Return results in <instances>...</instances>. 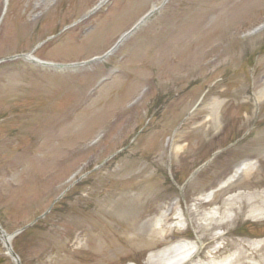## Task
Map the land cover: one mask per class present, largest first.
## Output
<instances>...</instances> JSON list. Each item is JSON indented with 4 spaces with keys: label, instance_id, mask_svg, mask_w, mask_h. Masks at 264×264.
I'll use <instances>...</instances> for the list:
<instances>
[{
    "label": "rangeland",
    "instance_id": "374dc122",
    "mask_svg": "<svg viewBox=\"0 0 264 264\" xmlns=\"http://www.w3.org/2000/svg\"><path fill=\"white\" fill-rule=\"evenodd\" d=\"M102 1L0 0L20 264H156L182 240L199 264H264V0Z\"/></svg>",
    "mask_w": 264,
    "mask_h": 264
},
{
    "label": "bare ground",
    "instance_id": "6f19581e",
    "mask_svg": "<svg viewBox=\"0 0 264 264\" xmlns=\"http://www.w3.org/2000/svg\"><path fill=\"white\" fill-rule=\"evenodd\" d=\"M175 36H176L175 34L170 36L171 37L170 39H173ZM249 165H250L249 163H247V164L242 163L240 166L237 167V171L244 170L245 168H246L245 171H247L249 169L248 168ZM258 210L261 213L262 209H258ZM192 213H190V215ZM169 215H170L169 213L165 212V213L161 214V216H160V221L163 222V226H165V228H168L166 226V223L170 219ZM181 216H183V215H181ZM210 217H211V219L212 218L216 219L214 216H210ZM180 220H183V219H180ZM202 227L204 229H206L205 226L202 225ZM3 241L5 243H8V242L11 243L12 238H9L8 235H3ZM188 244L189 243L185 242L184 240L179 241L174 246H171V247L167 248L166 250L162 251L160 254H157V255L153 256L152 258H150L149 262H153L156 264H199V262L196 261L195 259L200 254V252L202 251V245H200V244L198 245L197 241H194V242L190 243L189 245ZM218 251L219 250H215V251L211 252V254H216V253H218ZM230 263H231V261L226 262L224 264H230Z\"/></svg>",
    "mask_w": 264,
    "mask_h": 264
},
{
    "label": "water",
    "instance_id": "95a60500",
    "mask_svg": "<svg viewBox=\"0 0 264 264\" xmlns=\"http://www.w3.org/2000/svg\"><path fill=\"white\" fill-rule=\"evenodd\" d=\"M5 234V231L4 229L1 227L0 225V236L3 238V235ZM15 234H12V235H9V238H12ZM7 247H8V250L10 252V254L12 255V257L15 259V261L17 262V264H20L19 262V258H18V255L14 252V250L12 249L10 243H6Z\"/></svg>",
    "mask_w": 264,
    "mask_h": 264
}]
</instances>
